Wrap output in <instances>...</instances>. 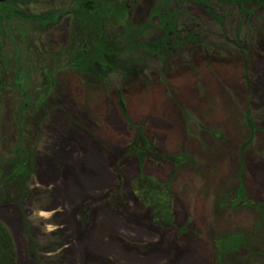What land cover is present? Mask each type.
<instances>
[{
  "label": "rangeland",
  "instance_id": "374dc122",
  "mask_svg": "<svg viewBox=\"0 0 264 264\" xmlns=\"http://www.w3.org/2000/svg\"><path fill=\"white\" fill-rule=\"evenodd\" d=\"M156 1L134 0L131 24L156 27ZM205 1L221 23L193 2L182 12L203 45L111 85L64 68L80 34L70 17L39 27L1 16L0 160L22 146L33 163L25 193L0 184L15 264H264V8L242 17ZM44 83L46 104L18 116L21 91ZM140 135L142 159L131 152ZM143 178L170 189L165 223L137 194Z\"/></svg>",
  "mask_w": 264,
  "mask_h": 264
},
{
  "label": "trees",
  "instance_id": "16d2710c",
  "mask_svg": "<svg viewBox=\"0 0 264 264\" xmlns=\"http://www.w3.org/2000/svg\"><path fill=\"white\" fill-rule=\"evenodd\" d=\"M218 8H235L246 17L244 8H264V0H214ZM194 3L203 8L209 16L218 20L216 10L205 0H157L152 10V18L158 20L156 27L137 26L131 24V9L134 0H67L63 10L52 9L49 0H8L0 4V18L16 15V18L28 23H36L39 27H48L58 20L70 17L77 25L79 33L72 47L63 52L64 68L72 71L85 82H95L101 85H111L115 80L126 79L146 70L152 57L177 56L181 48L197 47L205 42L201 36L190 31L191 26L182 16L184 7ZM31 6V7H30ZM9 8L7 11L6 9ZM222 8V9H223ZM33 13H23V11ZM244 10V11H243ZM206 49V47H205ZM207 49H209L207 47ZM4 56V55H3ZM5 58H1L4 63ZM40 76L43 81L54 76L53 69H43ZM21 78L16 73L14 85L20 88ZM6 82L0 73V113L1 97ZM50 85L45 83L33 90L23 89L19 96V114L31 107L41 108L46 104ZM117 105L122 115H125V102L117 98ZM140 143L131 146V152L139 159L149 150L142 135ZM29 153L22 146H16L7 156L0 160V184L12 185L19 192H26L33 173V163ZM178 162V160H177ZM177 164V163H176ZM136 190L143 204L153 211L159 222L165 223V216L171 212L172 195L168 185H159L150 179H140ZM244 205L245 197L239 196L230 201ZM236 205V204H235ZM240 246V239L223 240L221 249L230 251ZM16 255L13 242L8 231L0 222V264H15Z\"/></svg>",
  "mask_w": 264,
  "mask_h": 264
},
{
  "label": "water",
  "instance_id": "95a60500",
  "mask_svg": "<svg viewBox=\"0 0 264 264\" xmlns=\"http://www.w3.org/2000/svg\"><path fill=\"white\" fill-rule=\"evenodd\" d=\"M8 0H0V4L7 2Z\"/></svg>",
  "mask_w": 264,
  "mask_h": 264
}]
</instances>
